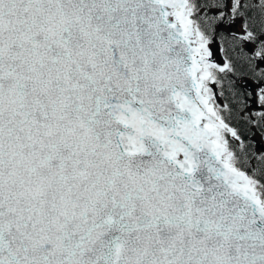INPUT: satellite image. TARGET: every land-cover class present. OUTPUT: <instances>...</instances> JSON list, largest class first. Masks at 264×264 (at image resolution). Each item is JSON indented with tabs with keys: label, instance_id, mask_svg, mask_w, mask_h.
Returning <instances> with one entry per match:
<instances>
[{
	"label": "snow or ice",
	"instance_id": "6c2138e0",
	"mask_svg": "<svg viewBox=\"0 0 264 264\" xmlns=\"http://www.w3.org/2000/svg\"><path fill=\"white\" fill-rule=\"evenodd\" d=\"M0 264H264V0H0Z\"/></svg>",
	"mask_w": 264,
	"mask_h": 264
}]
</instances>
